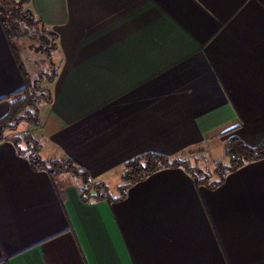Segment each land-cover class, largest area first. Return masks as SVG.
<instances>
[{
  "label": "crops",
  "instance_id": "crops-1",
  "mask_svg": "<svg viewBox=\"0 0 264 264\" xmlns=\"http://www.w3.org/2000/svg\"><path fill=\"white\" fill-rule=\"evenodd\" d=\"M29 6L57 36L51 100L19 123L42 159L68 156L117 189L143 152L172 156L228 131L250 146L264 137V0ZM22 85L0 25V118ZM16 127L0 141V264H264V159L215 188L166 167L123 198L83 199L31 168L6 134Z\"/></svg>",
  "mask_w": 264,
  "mask_h": 264
},
{
  "label": "trees",
  "instance_id": "trees-1",
  "mask_svg": "<svg viewBox=\"0 0 264 264\" xmlns=\"http://www.w3.org/2000/svg\"><path fill=\"white\" fill-rule=\"evenodd\" d=\"M0 0V25L6 40L13 51L23 85L10 95L9 107L6 114L0 118V141L6 137L3 132L7 128H14L20 122L34 124L38 119V105L40 102L51 100V82L57 74V64L53 61V54L57 48L56 33L45 27L44 23L34 15L29 6L30 0H11L12 7H5ZM45 38L43 51L49 60V72H39L31 78V74L22 63L17 38L37 36ZM227 133L229 135H227ZM222 141L223 155L221 159L212 160L208 164L203 148L208 142L192 146L176 155H165L154 151H146L128 159L121 171L122 183L117 188V195L110 194L108 186L103 182H94L88 172L78 167L68 156L45 160L39 155V145L29 133L21 138H11L14 144L24 142L23 149L18 147L26 156L33 170H43L47 173L54 190L60 192L62 184L60 174L69 172L80 182L79 194L83 199H105L108 201L123 198L126 190L135 182L144 179L149 174L166 167H181L192 178L195 185L215 188L220 185L226 175L243 164L264 159V137L254 146L246 144L236 134L229 131Z\"/></svg>",
  "mask_w": 264,
  "mask_h": 264
},
{
  "label": "rangeland",
  "instance_id": "rangeland-1",
  "mask_svg": "<svg viewBox=\"0 0 264 264\" xmlns=\"http://www.w3.org/2000/svg\"><path fill=\"white\" fill-rule=\"evenodd\" d=\"M11 0L2 1V5L5 7H12ZM45 38H43L42 34H38L37 36H25L17 38L18 46H19V53L24 64V68L31 74V78H35L38 76L39 72H49V60L45 56L46 53L43 51ZM26 126L24 123L17 125L16 129L7 130L6 134L10 135L13 134L15 137H21V130L24 129ZM22 146V142L19 143ZM222 142L216 141L214 143L208 142L204 145L205 149V156L207 157L208 164L210 163V159L217 160L221 159L223 155V147L222 150L218 147ZM217 149V150H216ZM59 181L62 184L63 190L66 188H76L80 187L79 180L74 177L71 173L66 172L60 174ZM110 194H117V189L110 188Z\"/></svg>",
  "mask_w": 264,
  "mask_h": 264
}]
</instances>
